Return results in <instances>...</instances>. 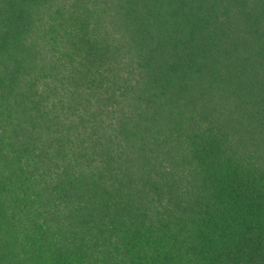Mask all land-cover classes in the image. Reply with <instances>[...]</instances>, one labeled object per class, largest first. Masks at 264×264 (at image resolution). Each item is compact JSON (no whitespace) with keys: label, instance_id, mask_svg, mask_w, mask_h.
Listing matches in <instances>:
<instances>
[{"label":"trees","instance_id":"16d2710c","mask_svg":"<svg viewBox=\"0 0 264 264\" xmlns=\"http://www.w3.org/2000/svg\"><path fill=\"white\" fill-rule=\"evenodd\" d=\"M0 264H264V0H0Z\"/></svg>","mask_w":264,"mask_h":264}]
</instances>
